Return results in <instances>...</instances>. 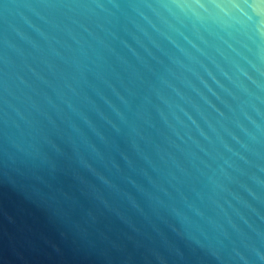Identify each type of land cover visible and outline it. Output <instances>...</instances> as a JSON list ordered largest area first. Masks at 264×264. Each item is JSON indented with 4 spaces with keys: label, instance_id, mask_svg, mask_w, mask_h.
<instances>
[{
    "label": "water",
    "instance_id": "obj_1",
    "mask_svg": "<svg viewBox=\"0 0 264 264\" xmlns=\"http://www.w3.org/2000/svg\"><path fill=\"white\" fill-rule=\"evenodd\" d=\"M0 264H264V0H0Z\"/></svg>",
    "mask_w": 264,
    "mask_h": 264
}]
</instances>
